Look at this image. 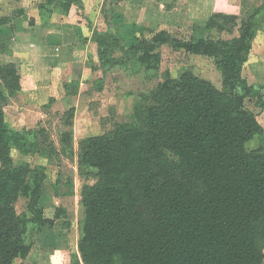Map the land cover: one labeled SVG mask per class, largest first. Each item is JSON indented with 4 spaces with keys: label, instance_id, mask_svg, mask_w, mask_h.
Listing matches in <instances>:
<instances>
[{
    "label": "trees",
    "instance_id": "1",
    "mask_svg": "<svg viewBox=\"0 0 264 264\" xmlns=\"http://www.w3.org/2000/svg\"><path fill=\"white\" fill-rule=\"evenodd\" d=\"M109 3L100 11L102 27L86 24L96 45L93 69L127 68L137 61L155 74L159 49L166 46L211 59L223 88L191 71L174 76L166 70L143 110L142 128L115 124L81 141L79 164L95 170L94 182L80 192L81 262L264 264V131L245 105L253 101L264 112V86L242 75L264 23V2L242 17L212 13L194 20L188 39L165 28L138 27L126 43L113 17L115 6L126 2ZM72 5L82 9L81 0H44L39 12ZM234 25L237 35L231 39L211 37L213 30ZM4 50L0 42V54ZM20 78L17 63L0 62V264L26 258L29 226L50 228L61 215L56 208L47 218L39 202L44 174L28 162L15 164L11 156L13 149L21 155L41 151L34 130H15L6 122L4 107L21 91ZM76 86L63 82L62 90L75 94ZM256 137L259 145L249 149ZM20 197L27 199V212L16 211Z\"/></svg>",
    "mask_w": 264,
    "mask_h": 264
},
{
    "label": "rangeland",
    "instance_id": "2",
    "mask_svg": "<svg viewBox=\"0 0 264 264\" xmlns=\"http://www.w3.org/2000/svg\"><path fill=\"white\" fill-rule=\"evenodd\" d=\"M90 13L88 10L87 14ZM190 24L192 22L176 27L173 22L172 29L164 28L176 37L188 39ZM237 27L234 25L224 32L213 30L211 37L229 40L237 35ZM116 32L121 34L123 42L129 41L120 30ZM144 35L148 36V33ZM159 53L160 63L155 74L147 73L137 61L130 62L127 68L98 66L94 68L93 80L77 85L75 94L69 95L61 90L55 97L49 98L50 101L45 99L35 105L18 98L20 92L10 97L4 107L8 127L34 130V140L41 147L39 153L29 155H21L13 149L11 156L14 163L28 162L31 168L44 174L39 202L45 207V215L53 217L56 208L61 211L60 217L49 229L36 230L29 226L27 239L32 245L31 252L24 259H16L13 264H83L77 249L83 216L79 204L80 192L84 185L92 184L95 179V170L80 166L78 161L79 147L85 137L108 132L115 124L142 128L143 110L153 102L151 91L162 80V73L166 70L174 76L191 71L209 79L217 88H223L220 74L211 59L166 46L161 47ZM248 69L244 73L247 76L255 70L250 69L249 72ZM261 92L264 94V89ZM64 97L67 99L64 100ZM245 105L256 114L264 131V112L253 101H246ZM71 109L72 114H67ZM65 134L69 137L64 139ZM258 145L256 137L247 147L251 149ZM26 205L27 199L20 197L15 203L16 211L27 212Z\"/></svg>",
    "mask_w": 264,
    "mask_h": 264
},
{
    "label": "crops",
    "instance_id": "3",
    "mask_svg": "<svg viewBox=\"0 0 264 264\" xmlns=\"http://www.w3.org/2000/svg\"><path fill=\"white\" fill-rule=\"evenodd\" d=\"M43 1L0 0V20L3 22L0 42L5 45L0 62L17 63L21 75V94L18 98L31 105L45 99L50 101L62 90L63 82L75 81L76 85H81L93 80L96 45L90 39L91 33L86 24L89 22L92 27L102 24L100 11L111 6L109 0H81V10L72 5L66 11L54 8L52 13H40ZM125 2L115 6L119 10L113 15L114 29L131 38L132 31L138 27L172 29L173 22L178 27L194 20L203 21L212 13L242 17L248 10L261 7L264 0ZM248 68L255 69L253 75ZM246 69L250 72L249 76L244 74ZM242 75L250 84L264 86V23L253 38ZM57 219L54 218L53 225Z\"/></svg>",
    "mask_w": 264,
    "mask_h": 264
}]
</instances>
